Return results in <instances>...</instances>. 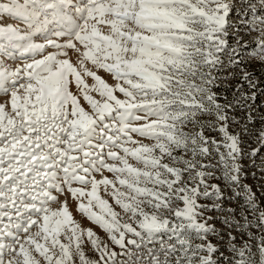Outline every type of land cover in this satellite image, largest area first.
<instances>
[{
  "label": "snow or ice",
  "instance_id": "snow-or-ice-1",
  "mask_svg": "<svg viewBox=\"0 0 264 264\" xmlns=\"http://www.w3.org/2000/svg\"><path fill=\"white\" fill-rule=\"evenodd\" d=\"M258 2L264 7V0ZM234 11L239 21L236 46L228 42V21ZM0 14L20 18L29 29L22 33L12 26L0 27L3 55L32 54V62L22 68L0 63V95H10L0 103V196L11 201L17 217H9V223L0 227V264H41L40 258L43 264H76V258L79 264H139L141 254L148 257L143 264H170L148 247L159 244L163 250L165 241L158 237L164 234L175 240L164 254L177 255L176 264H220L214 257L224 234L209 225L212 217H204L205 212L224 211L226 197L218 185L209 183L217 178V170L229 188L243 192L242 211H259V224H264L256 196L240 184V139L228 132L232 103H219L214 90L229 79H239V95L233 100L242 109L248 107L251 122L249 100L254 104L256 95L248 96L243 86L251 89L256 84L241 65L246 52L264 62V12L257 11V0H24L23 4L8 0L0 5ZM33 29L67 39L64 43L48 39L47 47L55 51L35 59L45 45L33 42ZM242 30L261 33L250 50L241 47ZM237 68L243 76L236 75ZM100 70L116 83L109 86L97 74ZM84 77L94 83L89 86ZM92 92L101 99H94ZM80 96L89 110L80 105ZM205 116L214 119H200ZM186 125L198 130L182 131ZM209 131L218 133L220 141L206 136ZM133 133L156 143H138ZM221 147L225 153H220ZM258 152L251 153L253 160ZM72 153H82V161ZM214 154L218 169L210 162ZM128 157L143 167H133ZM104 170L115 179L103 176ZM260 170L264 172V163ZM101 187L129 214L128 221L122 222L101 198ZM65 191L76 202L75 211L103 230L107 241L80 228L68 199L59 200ZM238 194L234 191L231 199ZM51 203L59 204L58 209L51 210ZM243 219L237 228L255 224ZM222 223L232 227L234 222L226 218ZM84 236L96 259L86 257ZM227 239L232 245L227 250L237 253L236 238L229 234ZM259 244V264H264V237ZM249 249L245 243L235 264H256Z\"/></svg>",
  "mask_w": 264,
  "mask_h": 264
},
{
  "label": "rangeland",
  "instance_id": "rangeland-1",
  "mask_svg": "<svg viewBox=\"0 0 264 264\" xmlns=\"http://www.w3.org/2000/svg\"><path fill=\"white\" fill-rule=\"evenodd\" d=\"M19 3L23 4L24 0H18ZM239 0H237V3ZM8 0H0V5L7 4ZM257 11L264 12V7L259 6V2L257 0ZM230 27H229V37L228 42L229 44L236 46V38H235V25L239 23L235 11L231 15L229 21H228ZM12 26L14 28L21 29L22 33L29 31L28 26L22 22L20 18H13L8 14H0V27H7ZM54 26L49 25L48 28L52 29ZM101 31L105 34L108 33V29L106 27H101ZM261 36V33L259 31L254 32H247V30H242L240 33L241 38V47L244 45H247L248 49L255 47L257 44L259 38ZM33 42L35 44L45 45V49L43 53H37L35 55V59H42L44 56H47L50 52L55 51V49H51L47 47V40L51 39L55 43H64L67 39V37H56L52 34L51 31H47L44 29L35 30L33 29V35H32ZM15 51V50H10ZM69 58L71 61L75 64V57L72 55L71 52H69ZM223 59L225 60V63H227V57L224 56ZM32 62V54L28 53L24 56H21L19 52H15L14 56L11 57H5L0 51V63H3L6 67L15 69L17 67H23L25 63H31ZM87 67H91L90 62L86 64ZM241 67L251 75L252 82L256 84L255 88L249 89L247 84L245 83L243 86V90L245 93H247L248 96H251L253 93L256 95L255 103L253 104L251 100H249V104L251 105V122L248 120L249 115V109L247 106H245L243 109L234 102L233 98L234 96H238L239 94L236 92V86L237 84H240L241 81L239 79H229L224 83L219 84V86L214 89L217 92V95L219 97V103L225 104V103H232V108L228 109V117H229V124H228V132L232 135H237L240 139V148H241V155L239 156L237 163L239 164L241 168V176L242 179L240 181L241 186H249L251 189V192L256 196L257 203L259 205L260 210H264V172H261L260 165L264 163V147H261V132H264V94H261V90L264 89V62L260 61L259 57H251L247 52L244 55L243 63ZM79 70V69H78ZM236 75L238 77L243 76L244 73L241 72L240 68H237ZM99 76L109 85L112 86L116 83V81L112 78L111 74L105 73L103 70H100L97 72ZM226 74V73H225ZM84 81L86 84L91 86L94 82L91 80L90 77H84ZM198 82V81H197ZM72 91L76 92L75 85L72 86ZM94 99L100 100L101 98L96 92L90 93ZM117 97L120 99H123L122 95L119 93H116ZM10 99L9 96L0 95V103H4L5 101ZM79 103L81 106L85 108V110H89L88 105L83 100V97H79ZM10 110V105L6 109ZM200 119L207 121L209 119H214V117H201ZM139 126V122L135 125ZM185 132H192L196 131L198 129H194L192 125H186L184 128L181 129ZM132 139L138 141V143L146 144L149 146H152L156 143L154 140H150L145 137H139L136 134H131ZM206 136H209L210 138H215L217 141H220V135L216 132H205ZM128 147H135L136 145L129 144ZM259 149L258 154L255 156L254 160L251 156V153L253 150ZM220 153H225V149L223 147L220 148ZM179 150H174V154H178ZM123 155L122 153H120ZM157 154L158 150H157ZM182 154V153H179ZM72 155L76 156L78 159L82 161L83 156L82 153H72ZM218 157L214 154L211 163L219 168L218 165H216V159ZM111 163V161H108ZM128 162L133 167L142 168L143 166L141 164H138L135 160H133L131 157H128ZM164 162H168L167 158H165ZM206 163L209 161H205ZM5 165L3 166H6ZM255 164V166H253ZM103 176L107 177L110 180H114L115 177L112 173L107 172L106 170L103 171ZM187 173L185 174V178L187 177ZM216 179H212L209 181L210 184H216L218 185L224 196L226 197L222 207L224 209L223 212H216V211H209L204 213V217H212L213 219L209 221L210 226H214L218 232H222L224 234V242L218 244L217 246L220 248V253L217 254L214 258L219 260L220 264H226L227 261H232V264H235V258L238 259V252L239 250H242L243 245L247 243L250 246V252L252 254V259L256 261V264H259V253L257 249L260 247L259 241L262 237H264V224H259V211H257L255 214L249 211H242V204H243V192L239 191L238 189L229 188L223 178L222 173L217 170L215 172ZM246 177V178H244ZM96 179L101 178V174L96 173L95 174ZM78 185L74 184L73 187H77ZM151 186V185H149ZM238 192V196L233 201L231 199L233 192ZM56 195V193H53ZM100 195L101 198L106 199L109 203V205L113 208L114 211H116L119 214V217L121 218V221H128L129 214H125L123 210L115 204V202L112 200V198L108 195H106L103 191V187L100 189ZM65 198L68 199L69 203V210L72 212L73 218L76 222L79 223L81 229H91L95 235L102 241H107V234L101 230L97 225L92 224L90 221L87 220L86 217H83L81 214L75 211V201L72 200L70 195L67 194L65 191L64 195L59 196V200L63 201ZM18 202V201H17ZM199 203H208L210 204L211 201H204L200 200ZM0 204H4L5 207L0 208V227H2L5 224L9 223V217H11L12 220H16L17 217L14 214V209L11 207V201L7 200L5 196H0ZM51 210L55 211L58 209L59 204L57 203H51L50 205ZM176 206H182V203L174 205ZM145 211H150L149 206L147 204L143 205ZM96 211H99L98 209H94ZM229 210H234V215H228ZM244 217H247L248 221L252 223L255 221V224L252 227H249L245 229L244 227L237 228L235 225L244 224ZM170 219L174 220V216H170ZM233 220V226L228 227L222 221L225 219ZM199 222H203V220H200ZM256 224H259V226H256ZM35 231V229H33ZM234 236L235 239V246L237 248V253H233L227 249H230L232 247L231 243L228 242V235ZM249 237H252V239H249ZM21 239H23V235L21 236ZM158 239H162L165 241L164 249L162 250L160 248L159 244H149L148 247L154 248L158 251V259L160 261L165 260L166 258L170 260V264H176L177 255H173L171 257H166L164 252L167 250V247L169 244L175 243V240L172 241L168 240L167 234L162 235L161 237H158ZM220 239L217 237L213 240V243H216V240ZM63 240V238H62ZM67 242V241H63ZM197 241H193V243H196ZM83 250L85 252V255L89 259H96L97 255L94 252V250L91 247L90 242L87 240V237H83V244H82ZM114 250L119 253V248H114ZM144 253H146V250H144ZM38 255V254H36ZM247 257V253H246ZM41 259V264H43V260ZM118 259L123 261L126 260L127 257H119ZM148 257L146 254H141L139 258V264H143V261L147 260ZM76 264H79L78 258H76Z\"/></svg>",
  "mask_w": 264,
  "mask_h": 264
}]
</instances>
